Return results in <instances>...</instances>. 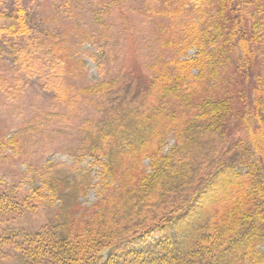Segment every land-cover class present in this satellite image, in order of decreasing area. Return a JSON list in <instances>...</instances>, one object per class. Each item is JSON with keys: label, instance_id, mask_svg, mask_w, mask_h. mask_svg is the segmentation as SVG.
I'll return each instance as SVG.
<instances>
[{"label": "trees", "instance_id": "16d2710c", "mask_svg": "<svg viewBox=\"0 0 264 264\" xmlns=\"http://www.w3.org/2000/svg\"><path fill=\"white\" fill-rule=\"evenodd\" d=\"M157 1L140 12L158 26L159 50L75 85L73 43L33 30L21 0H0V47L11 56L0 91L11 99L33 79L63 106L36 115L35 133L93 112L75 126L76 151L100 165L87 206L91 171L78 166L44 168L38 191L1 192L2 260L9 248L13 264H264V0ZM94 6L100 37L114 11L128 26L121 0ZM17 137L0 150H16ZM35 209L42 226L9 228Z\"/></svg>", "mask_w": 264, "mask_h": 264}, {"label": "rangeland", "instance_id": "374dc122", "mask_svg": "<svg viewBox=\"0 0 264 264\" xmlns=\"http://www.w3.org/2000/svg\"><path fill=\"white\" fill-rule=\"evenodd\" d=\"M21 1L27 7L28 24L33 25V30L34 27L38 31L49 29L61 42L67 38L66 41L73 43L70 46L74 55L73 62L80 68L78 76L76 78L73 76L72 81L75 85L94 83L111 74L121 61L126 60L127 64L133 66L134 57L138 54L140 55L138 60L143 62L145 60L143 55L149 58V55L152 56L153 52L159 50L155 35L158 26L149 24L141 16L140 9L144 8L143 0H121L123 11L130 20L124 31L121 30L123 22L118 11L112 12L109 17L104 16V22L111 24L106 33L107 38L99 36V31L102 29L100 30L98 23L93 19L92 10L95 7V0ZM6 3L10 5L12 0H6ZM154 5V8L160 9L157 0ZM149 46L150 51L147 49ZM101 48L106 49L107 55L100 52ZM5 50L0 47V78H3L2 73H7L8 63L11 60V56ZM189 54L192 55L193 51ZM249 75L253 76V73ZM15 76L13 68L8 74L9 84H12V78ZM27 81H29L27 85L17 84L20 91L16 95L13 94L11 99L0 91V139L5 140L4 138L15 135L18 136L17 141L20 140L13 152L7 147L0 150V193L7 189H12L20 195L31 190L38 191L41 186L39 173L44 168L56 164L58 170L62 168L65 172L71 173L77 172L76 166H78L91 171L92 184L80 198L82 205L87 206L96 199L100 165L89 156L77 154L78 134L75 126L80 122L81 116L92 115L93 112L86 110L82 114L78 113V119L72 121L70 125L47 123L46 127H39V133L32 132L28 127L36 115L65 111L50 93L40 89L38 82L33 79ZM248 82L252 85L253 78H248ZM246 91L249 94L247 100L250 105L249 86L246 87ZM43 191L44 194H48ZM43 219L44 213L41 209L25 210L9 225V228L18 232L31 230L42 226ZM11 258L12 251L6 248L3 260L0 256L1 263L13 264Z\"/></svg>", "mask_w": 264, "mask_h": 264}]
</instances>
